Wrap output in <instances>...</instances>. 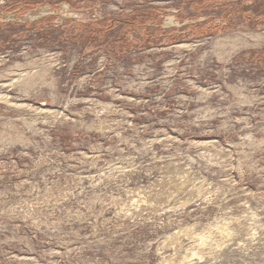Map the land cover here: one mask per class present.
Segmentation results:
<instances>
[{"label": "rangeland", "instance_id": "rangeland-1", "mask_svg": "<svg viewBox=\"0 0 264 264\" xmlns=\"http://www.w3.org/2000/svg\"><path fill=\"white\" fill-rule=\"evenodd\" d=\"M209 1L0 0V264H264V0Z\"/></svg>", "mask_w": 264, "mask_h": 264}, {"label": "flooded vegetation", "instance_id": "flooded-vegetation-1", "mask_svg": "<svg viewBox=\"0 0 264 264\" xmlns=\"http://www.w3.org/2000/svg\"><path fill=\"white\" fill-rule=\"evenodd\" d=\"M227 0H225L224 2H220V1H217V0H215L213 3H215L216 5H218V3L220 2V6H217V7H222L223 5H225V4H228V2H226ZM247 1V0H246ZM210 2H212V0L211 1H209V3ZM238 3H240V2H235L234 4H238ZM244 3V1L243 2H241V5ZM255 3V1H253V3L252 4H254ZM206 5H207V3H205ZM243 6V5H242ZM249 6V5H248ZM247 6V7H248ZM247 7H244V8H240L239 10H247ZM249 12H250V15L251 16H247V17H245V20L248 22V23H253V24H255V22L258 20V14H260V12H255V11H251V10H248ZM15 12H17L16 10L15 11H13V12H10L9 14H5L2 18H4V20H6V21H16L17 20V18H16V15H14L15 14ZM238 11H234V10H230V11H226V12H224V15H225V13H228L229 15H228V17H233V18H236L237 17V15H235V13H237ZM240 12V11H239ZM13 14V15H12ZM262 14V13H261ZM12 15V16H11ZM162 16V15H161ZM160 16V17H161ZM143 16H141L140 18V20H141V22L139 23V25L142 27V25H141V23L142 24H144V25H146V27H148L147 25L149 24V22L146 24V23H144V22H146L145 21V19H143L142 18ZM145 17V16H144ZM239 17V16H238ZM1 18V17H0ZM49 19H51V18H49ZM142 19L144 20V21H142ZM242 19V18H241ZM52 20V19H51ZM239 20H240V17H239ZM47 21V20H46ZM53 22H55V21H53ZM154 24H155V26H157L158 25V23L160 22V21H158V19H156V20H153L152 21ZM226 23H227V25H229V26H231L232 25V21L231 22H229L228 23V21H226ZM126 24H128V23H126ZM171 25V19L170 18H168L166 21H165V23L162 25L161 24V26L160 27H168V26H170ZM95 25H92V24H90V27H88L89 29H87L88 31H90L89 32V34L90 35H92V34H94L95 33V30H97V31H102L104 34L106 33H110V31L111 30H113V22L112 21H110L109 22V24L107 25V26H103V27H101V28H99V30L96 28V27H94ZM151 26H153V25H151ZM145 27V28H146ZM150 27V26H149ZM80 28V25L79 24H77L76 25V28L75 29H79ZM85 28H87V27H85ZM157 28V27H156ZM75 29H72V28H70L68 31H73L74 32V30ZM154 28L153 27H151V28H149V31H155V30H153ZM78 32H80V31H78ZM82 32H84V31H82ZM163 38L164 40L166 39V40H168L171 36L168 34V32L166 31V30H163L162 29V32L159 34V38ZM171 39V38H170ZM124 41H126V39H125V36H124ZM88 42L90 43V40H88ZM122 45H124V43L122 44ZM126 46H128V45H126Z\"/></svg>", "mask_w": 264, "mask_h": 264}, {"label": "bare ground", "instance_id": "bare-ground-1", "mask_svg": "<svg viewBox=\"0 0 264 264\" xmlns=\"http://www.w3.org/2000/svg\"><path fill=\"white\" fill-rule=\"evenodd\" d=\"M223 44V43H222ZM233 47V46H232ZM231 49V48H230ZM232 54V53H231ZM221 59V58H220ZM225 61V60H224Z\"/></svg>", "mask_w": 264, "mask_h": 264}]
</instances>
